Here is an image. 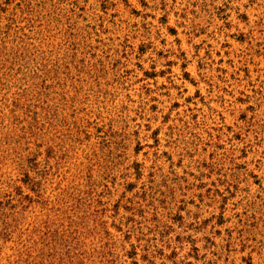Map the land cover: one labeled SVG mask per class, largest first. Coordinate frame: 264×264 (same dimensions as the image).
<instances>
[{
  "label": "rangeland",
  "instance_id": "rangeland-1",
  "mask_svg": "<svg viewBox=\"0 0 264 264\" xmlns=\"http://www.w3.org/2000/svg\"><path fill=\"white\" fill-rule=\"evenodd\" d=\"M0 264H264V0H0Z\"/></svg>",
  "mask_w": 264,
  "mask_h": 264
}]
</instances>
